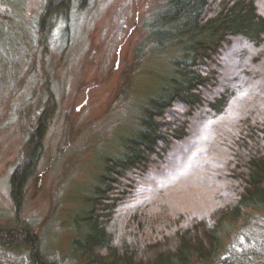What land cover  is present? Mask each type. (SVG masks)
Segmentation results:
<instances>
[{
	"label": "trees",
	"instance_id": "trees-1",
	"mask_svg": "<svg viewBox=\"0 0 264 264\" xmlns=\"http://www.w3.org/2000/svg\"><path fill=\"white\" fill-rule=\"evenodd\" d=\"M45 1L49 31L73 0ZM147 28L146 42L180 56L87 198L73 240L83 264L207 263L224 230L246 220L247 209L264 207V0H166ZM51 112L43 111L24 144L12 177L17 205ZM197 152L209 162L191 168L187 184L183 170ZM201 176L208 186L192 178ZM0 242L27 248L31 264H56L44 260L24 225L0 231Z\"/></svg>",
	"mask_w": 264,
	"mask_h": 264
},
{
	"label": "rangeland",
	"instance_id": "rangeland-1",
	"mask_svg": "<svg viewBox=\"0 0 264 264\" xmlns=\"http://www.w3.org/2000/svg\"><path fill=\"white\" fill-rule=\"evenodd\" d=\"M46 2L0 0V231L24 225L47 263L83 264L73 240L87 198L180 55L146 42L148 20L166 0H73L49 31ZM45 109L43 152L17 205L12 177ZM189 157L187 184L189 170L209 162L205 152ZM247 212L220 234L209 262L193 264H264V207ZM28 252L0 242V264H31Z\"/></svg>",
	"mask_w": 264,
	"mask_h": 264
}]
</instances>
